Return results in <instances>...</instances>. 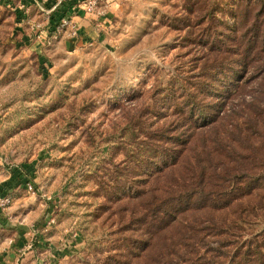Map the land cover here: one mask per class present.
Instances as JSON below:
<instances>
[{
	"label": "rangeland",
	"instance_id": "1",
	"mask_svg": "<svg viewBox=\"0 0 264 264\" xmlns=\"http://www.w3.org/2000/svg\"><path fill=\"white\" fill-rule=\"evenodd\" d=\"M248 1L105 0L96 13L77 10L81 0H37L28 10L0 1V194L12 198L0 209V264H142L97 184L112 185L156 112L173 110L169 91H192L187 81L203 79L206 64L239 60L217 49L246 44L229 36L255 23L262 0ZM240 9H254L244 26ZM67 16L80 20L77 34L52 27ZM223 67L215 84L240 70ZM243 217L251 224L239 221L240 234L263 242L264 210Z\"/></svg>",
	"mask_w": 264,
	"mask_h": 264
},
{
	"label": "trees",
	"instance_id": "2",
	"mask_svg": "<svg viewBox=\"0 0 264 264\" xmlns=\"http://www.w3.org/2000/svg\"><path fill=\"white\" fill-rule=\"evenodd\" d=\"M261 5L246 30L241 32L240 24L230 28L237 32L230 40L236 45L240 37L246 44L237 51L217 49L239 55L223 61L239 64L234 78L226 74L215 84L224 63L206 64L199 74L203 79L187 81L192 91L186 84L178 95L169 91L164 101L169 99L173 110L156 112L147 139L116 164L112 185L97 184L96 193L110 201L118 231L129 233L130 252L142 264H264V241L245 239L238 223L250 225L243 215L264 210L258 184L264 179V30L258 19L264 0ZM253 10L238 11L243 26ZM207 98L212 100L204 104ZM172 116L177 118L168 124ZM121 164L126 165L122 171Z\"/></svg>",
	"mask_w": 264,
	"mask_h": 264
},
{
	"label": "built area",
	"instance_id": "3",
	"mask_svg": "<svg viewBox=\"0 0 264 264\" xmlns=\"http://www.w3.org/2000/svg\"><path fill=\"white\" fill-rule=\"evenodd\" d=\"M30 2H34L37 3V0H27ZM83 4H80V6H78L76 9L78 10L79 7H81L82 9H86V11L88 13H96L101 11V4L105 2V0H81ZM21 8H26L27 10L29 8L26 7V4H21L20 5ZM65 27V26H71L73 29H75V33L77 34L78 32V28L77 27V22L73 20L72 16H67L65 18H62L61 20L58 21V23L56 24V29H58V27ZM27 189L30 191H34V186L33 184H28ZM11 196L9 193H5V194H0V209L5 208L7 206H9V204L11 203Z\"/></svg>",
	"mask_w": 264,
	"mask_h": 264
},
{
	"label": "crops",
	"instance_id": "4",
	"mask_svg": "<svg viewBox=\"0 0 264 264\" xmlns=\"http://www.w3.org/2000/svg\"><path fill=\"white\" fill-rule=\"evenodd\" d=\"M0 1H2V2H5L6 0H0ZM14 1H16V0H8V2L10 3V4H14ZM23 2H24V4H26V7L27 8H31V7H33V6H36V4L38 5V6H40L41 7V5L39 4V3H34V2H30V1H27V0H23ZM43 11V10H42ZM41 11V13H44V12H42ZM48 12V11H47ZM46 13V12H45ZM46 15V14H45ZM73 20L74 21H76V22H79L80 20L78 19V18H76V17H73ZM79 20V21H78ZM55 24V25H54ZM53 24V26L52 27H54V28H56V23H54Z\"/></svg>",
	"mask_w": 264,
	"mask_h": 264
}]
</instances>
